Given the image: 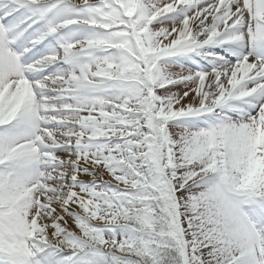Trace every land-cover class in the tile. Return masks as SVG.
Listing matches in <instances>:
<instances>
[{"label": "snow or ice", "instance_id": "snow-or-ice-1", "mask_svg": "<svg viewBox=\"0 0 264 264\" xmlns=\"http://www.w3.org/2000/svg\"><path fill=\"white\" fill-rule=\"evenodd\" d=\"M0 264H264V0H0Z\"/></svg>", "mask_w": 264, "mask_h": 264}]
</instances>
